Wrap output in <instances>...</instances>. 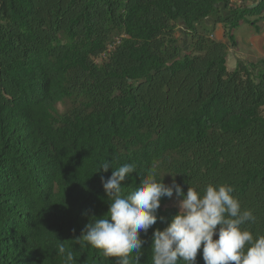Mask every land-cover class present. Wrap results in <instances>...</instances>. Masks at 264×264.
<instances>
[{
  "label": "trees",
  "instance_id": "obj_1",
  "mask_svg": "<svg viewBox=\"0 0 264 264\" xmlns=\"http://www.w3.org/2000/svg\"><path fill=\"white\" fill-rule=\"evenodd\" d=\"M231 1L0 0V264H65L61 244L71 264H117L74 239L108 210L101 176L125 163L122 194L149 172L185 192L229 184L264 234V61L225 65L264 0ZM172 198L131 264H151Z\"/></svg>",
  "mask_w": 264,
  "mask_h": 264
},
{
  "label": "clouds",
  "instance_id": "obj_2",
  "mask_svg": "<svg viewBox=\"0 0 264 264\" xmlns=\"http://www.w3.org/2000/svg\"><path fill=\"white\" fill-rule=\"evenodd\" d=\"M110 167L111 161H105L98 171L106 173ZM133 172L135 166L125 163L109 177L101 176L108 210L90 219L74 239L76 245L118 258L117 264H131V254L141 253L145 243L141 233L146 234L157 223L161 199L175 193L179 210L163 230L153 231L151 264H196L198 252L204 264H264V234L244 227L255 223L256 217L251 209L242 208L233 186L208 183L198 189L189 185L185 192L175 180L166 185L165 176L157 181L156 173L149 172L122 194V182ZM65 253L61 244L57 254L64 256L65 264H71L75 259L72 252Z\"/></svg>",
  "mask_w": 264,
  "mask_h": 264
},
{
  "label": "crops",
  "instance_id": "obj_3",
  "mask_svg": "<svg viewBox=\"0 0 264 264\" xmlns=\"http://www.w3.org/2000/svg\"><path fill=\"white\" fill-rule=\"evenodd\" d=\"M242 4L246 5V3H242ZM252 5L253 4H251V6ZM217 26L220 28L219 24H217ZM253 31L254 33L250 37H246V38H244L243 36L236 37V46L228 48L225 60L230 53L233 54L234 57L237 58V60H241V61H250V62L257 60L264 61V12L261 18L257 19ZM220 37L221 34H218L217 31L215 38L220 40L222 39ZM223 41L225 42L226 40L223 39ZM237 46H239V48H237ZM253 52H255V55L253 54ZM225 65H226V61H225Z\"/></svg>",
  "mask_w": 264,
  "mask_h": 264
},
{
  "label": "rangeland",
  "instance_id": "obj_4",
  "mask_svg": "<svg viewBox=\"0 0 264 264\" xmlns=\"http://www.w3.org/2000/svg\"><path fill=\"white\" fill-rule=\"evenodd\" d=\"M242 3L251 4L250 0H235V1L232 0L231 1L232 6H239V5H242ZM255 19H258V17H252L250 21H253ZM250 21H240L239 25L233 30L235 39L236 37H239V36H243L244 38L252 36V34L254 33L253 28L256 22H250ZM218 28L219 27L216 26L215 29L217 30ZM216 30H215V35L217 34ZM218 34H222L221 30L219 31ZM213 37L215 36L213 35ZM220 38H222L220 39L221 41L225 39L223 37H220ZM237 48H239V46H237ZM253 54L255 55V52H253ZM236 61H237V58L234 57L233 54L229 53L228 57L226 58L227 70L229 71L233 70L235 68ZM244 62H250V61H244ZM170 203L174 204L178 208V200H175L174 198H172Z\"/></svg>",
  "mask_w": 264,
  "mask_h": 264
}]
</instances>
